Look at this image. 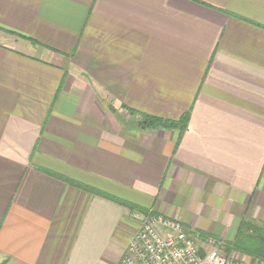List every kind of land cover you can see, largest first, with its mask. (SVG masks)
Masks as SVG:
<instances>
[{
	"label": "crops",
	"instance_id": "obj_1",
	"mask_svg": "<svg viewBox=\"0 0 264 264\" xmlns=\"http://www.w3.org/2000/svg\"><path fill=\"white\" fill-rule=\"evenodd\" d=\"M149 210L264 223V0H0V264H120Z\"/></svg>",
	"mask_w": 264,
	"mask_h": 264
},
{
	"label": "built area",
	"instance_id": "obj_2",
	"mask_svg": "<svg viewBox=\"0 0 264 264\" xmlns=\"http://www.w3.org/2000/svg\"><path fill=\"white\" fill-rule=\"evenodd\" d=\"M137 217L138 230L120 264H243L239 255H223L211 237L201 244V235L176 217L152 210Z\"/></svg>",
	"mask_w": 264,
	"mask_h": 264
},
{
	"label": "trees",
	"instance_id": "obj_3",
	"mask_svg": "<svg viewBox=\"0 0 264 264\" xmlns=\"http://www.w3.org/2000/svg\"><path fill=\"white\" fill-rule=\"evenodd\" d=\"M111 109L114 110L113 108ZM130 112L137 114L135 109H131ZM188 121L189 112L184 113L179 119H166L141 113L138 125L143 129H179L183 132L187 129ZM231 248L253 257L264 259V223L246 216L240 224L235 240L231 245L227 246L228 250Z\"/></svg>",
	"mask_w": 264,
	"mask_h": 264
},
{
	"label": "rangeland",
	"instance_id": "obj_4",
	"mask_svg": "<svg viewBox=\"0 0 264 264\" xmlns=\"http://www.w3.org/2000/svg\"><path fill=\"white\" fill-rule=\"evenodd\" d=\"M139 222H140V220L138 219V224H139ZM186 226V225H185ZM208 238V237H207ZM217 241V240H216ZM219 242V241H218ZM220 243V245H218L217 244V246H218V248H219V250L221 251V253L223 254V255H225L226 257H228V258H233L234 257V255H237L238 256V250H236V249H234V248H231L230 250H227L226 248H225V245L223 244V243H221V242H219ZM233 251V252H232ZM233 256V257H232ZM239 258H235V262L238 260ZM240 263H243V264H245L244 263V260L242 259V258H240Z\"/></svg>",
	"mask_w": 264,
	"mask_h": 264
}]
</instances>
